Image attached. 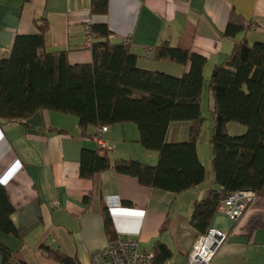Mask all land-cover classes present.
<instances>
[{
  "label": "crops",
  "instance_id": "1",
  "mask_svg": "<svg viewBox=\"0 0 264 264\" xmlns=\"http://www.w3.org/2000/svg\"><path fill=\"white\" fill-rule=\"evenodd\" d=\"M232 11L248 27L236 39L245 35L250 43L264 42V0H108L104 15L90 14V0H0V58L8 56L15 35L35 33L33 20L43 17L47 51L64 50L70 64H88L89 26L106 24L111 41L127 42L141 69L182 75V66L153 59L155 47L164 41L205 57L203 93L212 67L233 50L235 41L224 36ZM95 131L89 128L83 136L75 117L51 111L35 113L25 125H0V183L15 208L12 219L20 231V238L2 241L27 264H60L40 252L41 244L75 258L77 264H91V253L110 240L102 213L106 206L114 235H130L145 251L154 252L156 242L165 244L172 256L163 264H187L200 237L190 223L192 204L216 187L209 149L204 160L197 144L207 171L204 181L173 193L145 187L112 169L93 179L80 177L82 149L98 146ZM187 131L188 122H172L167 140H183ZM231 131L244 129L232 126ZM209 136L208 130L206 139ZM137 139L133 123L108 126L100 136L105 145L100 154L107 150L113 158L154 164L156 152L144 149ZM86 195L88 205L82 201ZM210 229L228 234L210 264H264V198H256L237 221L218 210Z\"/></svg>",
  "mask_w": 264,
  "mask_h": 264
},
{
  "label": "trees",
  "instance_id": "2",
  "mask_svg": "<svg viewBox=\"0 0 264 264\" xmlns=\"http://www.w3.org/2000/svg\"><path fill=\"white\" fill-rule=\"evenodd\" d=\"M108 0H90V14L104 15ZM36 32L17 34L7 57L0 58V125L20 123L39 111L71 115L80 133L89 128L133 123L137 142L155 151L156 162L149 164L132 158H113L108 151L83 148L79 175L93 179L106 170L135 178L151 188L181 193L197 187L206 178L197 144L203 124L201 94L206 58L164 41L154 49L153 59L183 67L181 76L141 69L137 56L127 42H113L106 24H91L88 64H70L67 53L47 51V22L33 20ZM244 20L231 12L224 36L234 47L224 60L212 67L207 84V106L212 114L211 166L216 187L192 204L190 223L198 236L205 235L222 200L237 191H251L264 198V42H248ZM172 122H188L185 139L168 141ZM231 123L244 131H231ZM97 135L95 131L92 136ZM105 150V148H104ZM89 204L90 196L82 198ZM12 205L0 183V238H20ZM106 233L115 236L109 209H102ZM40 252L60 264H77L60 250L46 244ZM153 264H163L171 250L162 243L154 245ZM0 264H27L0 239Z\"/></svg>",
  "mask_w": 264,
  "mask_h": 264
},
{
  "label": "built area",
  "instance_id": "3",
  "mask_svg": "<svg viewBox=\"0 0 264 264\" xmlns=\"http://www.w3.org/2000/svg\"><path fill=\"white\" fill-rule=\"evenodd\" d=\"M89 29L87 41L90 43ZM107 126L98 128L94 140L98 147L104 150L105 145L100 141L102 133ZM256 196L251 191H237L229 193L221 202L219 211L229 219L237 221L242 217L248 206L254 202ZM57 204L52 202V205ZM228 234L216 229H209L194 243L187 257V264H210L220 246L227 240ZM91 264H153L154 252L140 248L136 239L125 233H117L107 245L91 253Z\"/></svg>",
  "mask_w": 264,
  "mask_h": 264
},
{
  "label": "rangeland",
  "instance_id": "4",
  "mask_svg": "<svg viewBox=\"0 0 264 264\" xmlns=\"http://www.w3.org/2000/svg\"><path fill=\"white\" fill-rule=\"evenodd\" d=\"M205 81H206V85H205L203 93L201 94V112H202V116H203L204 120H203L202 130L200 132V136H199V140H198V147L200 150V154H201L202 158H204V160H206L208 158V149L211 153V146L208 143L209 142L208 138L206 139V133L208 132V130L210 131L212 128V114L209 111L208 106H207V102H208L207 101L208 100V97H207L208 80H207V78ZM231 125H234L235 127L243 129V126L238 125L236 123H231ZM205 149H207V155H206ZM206 177H207V171H206Z\"/></svg>",
  "mask_w": 264,
  "mask_h": 264
}]
</instances>
